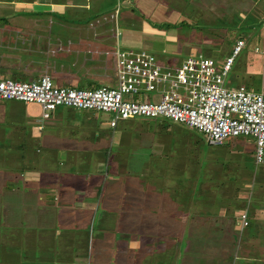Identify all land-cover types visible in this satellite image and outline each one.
Listing matches in <instances>:
<instances>
[{"label":"crops","instance_id":"obj_1","mask_svg":"<svg viewBox=\"0 0 264 264\" xmlns=\"http://www.w3.org/2000/svg\"><path fill=\"white\" fill-rule=\"evenodd\" d=\"M12 1L16 6L9 7L5 19L0 17L1 78L29 81L46 73L58 86L97 87L105 81L115 85L114 51L127 44L117 21L113 22L121 11L136 17L126 23L123 20L125 24L141 22L143 33L162 37L166 33L161 28L170 19L175 24L193 25L199 15L209 22L214 15L225 19L243 10L245 19L237 20L233 28L219 27V31L233 33L236 42L244 39L241 31L251 34L261 23L263 35L250 36L254 37L253 50L264 52V0H217L216 4L214 0ZM216 5L218 11L209 13ZM219 9H227V13ZM251 9H258L254 14L259 15V20H249ZM18 16H23L22 23L15 22ZM161 61L177 65L169 58ZM238 86L249 89L243 83L235 87ZM97 114L93 110L59 107L44 118L37 103L0 99V224L11 223L7 229L10 245L24 249L33 264H264V249L244 253L243 246L251 237L247 232L252 226L250 216V225L240 229L236 219L241 211H231L234 204L230 199L235 196V205L240 207L241 201L235 199L242 200L245 193L230 182L211 179L210 184L204 181L206 178L195 182L201 169L193 172L187 168L177 153L169 151L172 146L160 150L159 155L150 152L167 157L159 166L145 165L140 158L136 166L130 167L128 162L118 160L123 156L112 152L113 147L121 145V138L101 128ZM169 129L170 126L164 131ZM188 131L184 139L193 135L191 128ZM192 138L188 147L194 143ZM214 158L208 154L204 162ZM194 165L195 169L200 167ZM28 183L30 188L26 187ZM144 191L148 199L143 198ZM250 194L254 196L256 190ZM254 198L250 204L256 202ZM24 203L35 204V210L20 218ZM21 220L32 221L34 226V231L26 232L23 238L15 235L19 230L16 223ZM93 222L97 223V231L90 232L92 241L83 245L78 240L79 233ZM115 222L117 227H111ZM66 233L75 241L71 239L66 244ZM4 237L6 234L1 239ZM110 237L117 240L115 252L110 247L111 239L114 242ZM97 239L110 243L108 247L99 246ZM38 247L45 252L34 253ZM7 250L4 257L14 248ZM62 253L72 256V263ZM230 254L235 257L232 261L225 258Z\"/></svg>","mask_w":264,"mask_h":264},{"label":"rangeland","instance_id":"obj_2","mask_svg":"<svg viewBox=\"0 0 264 264\" xmlns=\"http://www.w3.org/2000/svg\"><path fill=\"white\" fill-rule=\"evenodd\" d=\"M213 3L216 4L217 0H214ZM15 6L16 4L12 0H7L3 3L2 0H0V17L5 19L7 17V11H9L8 9H12ZM214 7H216V9L208 10L209 13L217 10V5ZM218 7L221 8V5ZM220 10L227 13V9H219V11ZM251 10L252 14L249 16V20H259V15L254 14V12L258 9ZM123 13L124 11H121L120 14L117 15V20L113 22L116 23L117 21V27L120 28L122 33V40L127 42V44H124L123 46L124 49H145L156 55L159 61L163 59V62H165V60L169 58L171 63H177V65L180 64L187 56L197 55L198 53H202L203 55L211 57L215 60L223 59L222 62H224L226 57L231 54L235 45V35L231 32L219 31V27L233 28L237 25V20L242 18L245 19V15L243 14L245 11L243 10H239L235 16L226 15L225 19L222 15H214L209 22L205 21L203 15H199L195 18V22H192L193 25H188L186 23L175 24L174 21L170 19L166 27L164 26V28H161V30L166 33L161 37L157 36L158 33H143L141 22L138 25L125 24L131 18L136 17L133 14L124 15L125 13ZM22 17L23 16H18L15 19V22L18 24L22 23L20 21ZM145 18L147 19V16ZM123 20H125V23ZM148 25L151 26L149 23ZM196 25L198 27H202V30H197L195 27ZM262 26L263 25H261V23L257 24L254 31L250 32L251 34H249L248 31L240 32L241 36L245 39V45L234 58L231 70L225 82L227 87L231 88L243 83L249 89L262 91L264 94V52L261 50L258 51L257 48L256 51L253 50L254 37H252L254 35H258L256 37L263 35V31L261 30ZM158 29V26L154 27L155 31H158ZM246 34H249V36L246 37ZM188 37H190V39L192 38V44L191 41L188 40ZM258 46L260 47V45ZM107 73L111 74L112 70L107 71ZM112 84L113 83L111 82L109 83L108 81H105L102 82L101 85ZM76 87L88 88L90 86L86 84H79ZM153 98L158 100L159 95L153 94ZM96 118L97 124H99L101 128L106 129L105 131L111 133L113 136L121 138V145L113 147L112 152H116V154L123 156L124 159L118 160L128 162L130 167L136 166L137 159L140 158L144 160L145 165L150 164L151 166H159L158 163L168 160L165 156L164 158L163 156L160 158V156H158L160 154L159 151L171 149L172 146L173 149L169 151H172V154L177 153L180 160H182V164L184 162L187 168H191L190 170L193 172H198V169H201L199 170V174L195 176V182H198V180H204V178H206L204 181H210V184L213 179H215L213 182L215 181L217 183L230 182V185L235 186L236 190L239 189L242 194L245 193V196L244 198L242 197V200L241 197L239 199H235L241 201L239 202L240 207L235 205L236 202L233 200L235 196L234 198L230 199L234 205H232V208L229 207L231 208L232 212H237L239 209L241 211L240 213H242V210H247L252 221L251 225L253 227L250 226L247 231L251 237L249 244H245L243 246L245 250L244 253H248V251L253 250L255 253H257V251H262L264 249V166L255 162V143L253 139L243 136L233 138L229 137L228 139H225L223 146L210 147L205 142L204 136L199 132L193 131L194 129H192L193 135H189V138L193 137L192 141H194V143L192 144V147H188L189 138L184 139L183 136L186 133H189L188 130L190 128L182 124L173 123L162 118L145 120L124 119L118 120L116 127L113 128L110 126V121L113 119L112 113H99L96 115ZM168 126L171 128L169 129L170 131H164V128ZM143 146H145V148ZM179 148L182 151H178ZM201 151L203 152L202 154H200ZM150 152H156L158 155L155 153L156 156H153ZM208 154L210 157L214 156L215 158L214 161L205 163V156ZM133 159L135 160V163L131 164L130 160ZM139 164L142 166L144 163L140 161ZM191 164L192 166L190 167ZM194 164H197L200 167L195 169L196 167ZM180 177H182L181 180H183L184 176L181 175ZM208 178H210V180ZM26 187L30 188L29 183L26 185ZM41 190H43V188L39 189V191ZM253 190H256V194L254 195L256 202H254V204H250L254 197L252 194H250V192ZM199 191L201 190L199 189ZM133 193L134 192H131V194ZM2 194L4 195V192H2ZM143 198L148 199V194L146 192L143 194ZM245 203L248 205L250 204L249 208L246 209L247 204ZM34 207L35 204L30 205V203H24L23 213L20 212L19 217L25 218L23 215H28L30 212H32L31 209L34 211ZM38 207L39 209H42L40 205ZM24 223V220L16 223L19 227V230L18 232H15V235L20 236V238L26 237V232L34 231L31 228V226L34 227L32 225V221H29V223ZM117 223L118 222H115L114 225H112V223L110 226L112 225L111 227L115 228L117 227ZM96 224L97 223L94 222L90 223L86 231L83 230L81 233H79L80 238L78 240L80 243L85 245L88 243V241H92L90 239V232L93 231V234H95L97 231ZM35 225L38 226L39 224L35 223ZM8 228H11L10 222L0 224V240L2 241V245L0 246V264H33L30 261L29 254H26V251H23L24 249L22 250L17 246H14L13 243L10 245V242L12 241L7 240V236L9 234V231L7 230ZM36 232H39V230ZM41 233L42 232L39 233L40 236ZM5 234L6 237L1 239V237H3ZM64 236L66 244L67 241L73 239L67 233ZM113 240L114 242L111 239L110 243V240L99 239L97 244L99 246L102 244L108 247L110 243L112 251L115 252L117 240L114 238ZM160 241L163 242V240ZM56 242L59 243L58 240ZM39 244H42V240L39 242ZM160 245L162 247L164 246L163 243H160ZM10 247L14 248V251H10V255H8V257H4L5 251L7 249L12 250ZM67 247L68 246H66V248ZM42 249L43 247H38L34 253H38L40 255L43 253L42 251H44ZM61 249L64 250L63 248ZM52 250L54 249L52 248ZM36 256L38 255L36 254ZM160 256H163V254H160ZM62 257H67V261L72 263V260L70 259L72 256L62 253ZM225 258L232 261L235 257L230 254L225 255Z\"/></svg>","mask_w":264,"mask_h":264},{"label":"built area","instance_id":"obj_3","mask_svg":"<svg viewBox=\"0 0 264 264\" xmlns=\"http://www.w3.org/2000/svg\"><path fill=\"white\" fill-rule=\"evenodd\" d=\"M244 45L238 39L224 62L198 53L178 65L161 64L145 49L119 47L114 51L115 85L58 86L46 73L29 81L0 77V99L37 103L44 118L59 107L112 113L111 126L124 119L162 118L196 130L209 146L248 137L255 143V162L264 166V94L225 85ZM247 215V210L239 214L240 228L248 225Z\"/></svg>","mask_w":264,"mask_h":264},{"label":"trees","instance_id":"obj_4","mask_svg":"<svg viewBox=\"0 0 264 264\" xmlns=\"http://www.w3.org/2000/svg\"><path fill=\"white\" fill-rule=\"evenodd\" d=\"M14 79H16V78H14ZM16 80H21V79H16ZM244 211V210H243ZM247 213H248V211H247ZM239 217V216H238ZM247 218H248V225L247 226H245V227H243V228H240V226H238L240 229H244V228H247L250 224H249V214L247 215ZM237 220V219H236Z\"/></svg>","mask_w":264,"mask_h":264}]
</instances>
